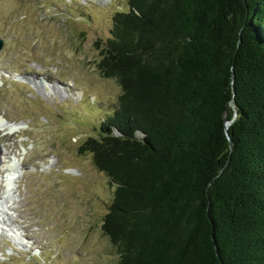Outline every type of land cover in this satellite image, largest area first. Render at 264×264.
<instances>
[{"label": "trees", "instance_id": "obj_1", "mask_svg": "<svg viewBox=\"0 0 264 264\" xmlns=\"http://www.w3.org/2000/svg\"><path fill=\"white\" fill-rule=\"evenodd\" d=\"M112 25L121 94L81 152L116 264H264V0H129Z\"/></svg>", "mask_w": 264, "mask_h": 264}, {"label": "rangeland", "instance_id": "obj_2", "mask_svg": "<svg viewBox=\"0 0 264 264\" xmlns=\"http://www.w3.org/2000/svg\"><path fill=\"white\" fill-rule=\"evenodd\" d=\"M128 2L0 0V264L118 261L114 189L81 148L116 110L97 64Z\"/></svg>", "mask_w": 264, "mask_h": 264}, {"label": "water", "instance_id": "obj_3", "mask_svg": "<svg viewBox=\"0 0 264 264\" xmlns=\"http://www.w3.org/2000/svg\"><path fill=\"white\" fill-rule=\"evenodd\" d=\"M2 46H3V43L2 41L0 40V50L2 49ZM230 125V122H225V126H226V135L228 137V133H227V127Z\"/></svg>", "mask_w": 264, "mask_h": 264}, {"label": "bare ground", "instance_id": "obj_4", "mask_svg": "<svg viewBox=\"0 0 264 264\" xmlns=\"http://www.w3.org/2000/svg\"><path fill=\"white\" fill-rule=\"evenodd\" d=\"M2 141V140H1Z\"/></svg>", "mask_w": 264, "mask_h": 264}]
</instances>
